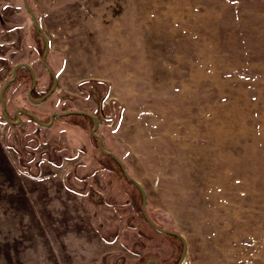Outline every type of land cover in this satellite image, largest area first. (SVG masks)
<instances>
[{
	"label": "rangeland",
	"instance_id": "374dc122",
	"mask_svg": "<svg viewBox=\"0 0 264 264\" xmlns=\"http://www.w3.org/2000/svg\"><path fill=\"white\" fill-rule=\"evenodd\" d=\"M28 3L58 84L33 102L18 68L8 116L95 114L145 213L184 236L181 264H264V0ZM42 51L22 0H0V86L26 61L39 97ZM19 114L0 103V264H177L182 241L145 219L92 121Z\"/></svg>",
	"mask_w": 264,
	"mask_h": 264
},
{
	"label": "water",
	"instance_id": "95a60500",
	"mask_svg": "<svg viewBox=\"0 0 264 264\" xmlns=\"http://www.w3.org/2000/svg\"><path fill=\"white\" fill-rule=\"evenodd\" d=\"M22 2H23V6H24L25 10L29 13V15L31 17V20H32V23L34 25L35 30L37 31V33L39 34V36L42 38V40L44 42V49H43L42 55H41V62L43 64V66L47 69L49 74L51 75L52 83H51V86L49 87V89L43 95H41L39 97H33L31 95V91H32V89L34 88V86L36 84V77H35V72H34L33 67L26 61H19V62L14 63L13 66H12L11 77L6 79L2 83V85L0 86V103H1V111H2L4 119L6 121H8L9 123H15V124L19 123L21 121V116H20L19 113L22 112V113H26L29 117L34 119L36 122H38V123H40L42 125L48 126L54 120V116H56V115L77 113V114L87 115L88 117H90L93 120V126L90 129V132H91V134L94 137H96L98 139V148H99V150L102 153L111 156L118 163V165L120 166V168H121L123 174L125 175V177L128 178L129 180H131L136 185V187L139 189V191L141 193V198H142L141 209H142V211L144 213L145 219L155 229H157L158 231H162V232H165V233H169V234L175 235L182 241L183 248H182L181 255H180L179 259H178V262H177V264H181L183 259H184V256H185V252H186V241H185L184 236L181 233L177 232V231H174L172 229H166V228H163V227L157 225L145 213L144 206H145V203H146V194H145L144 188L139 183V181H137L135 178H133L132 176H130L127 173V170H126V167H125L124 163L112 151H109V150L104 148L103 139L96 132V129H97L98 125H99V119L97 118V116L95 114H93L91 112H88V111H84V110H67V111H64V112L52 111L50 113V115H49V120L47 122H44L35 113L26 111L25 109L19 107V108H17L15 110L16 119H11L8 116L7 111H6V103H5V90H6L7 86L9 85V83H11L16 78V71H17L18 67H21V66L22 67H26L29 70V72H30L31 86L27 90V97L33 102L43 101L45 98H47L55 90L56 85H57L56 74L53 71V69L48 65V63L46 61V56H47L48 51H49V40H48L47 36L45 35V33L43 32L41 24H40L36 14H35V12L31 8V6L29 5L28 0H22ZM152 263L153 264H158L157 260H155V259H152ZM148 264H150V263H148Z\"/></svg>",
	"mask_w": 264,
	"mask_h": 264
},
{
	"label": "crops",
	"instance_id": "0c3cea01",
	"mask_svg": "<svg viewBox=\"0 0 264 264\" xmlns=\"http://www.w3.org/2000/svg\"><path fill=\"white\" fill-rule=\"evenodd\" d=\"M41 24V23H40ZM42 27V26H41ZM44 32V31H43ZM81 34H79L78 36H80ZM48 40H49V51L50 50H52V47H53V44H52V42H51V40L48 38ZM63 40H65L64 38H62V41ZM61 41V40H60ZM61 44V43H60ZM62 45H63V50H66V51H68L69 50V48H67V43H65V41L62 43ZM48 51V52H49ZM48 55V54H47ZM75 62V61H74ZM79 64H81V63H79ZM77 64L76 63H73V64H71V66H73L74 67V70H73V74L75 75V77H78L80 74H79V70H77L76 69V66ZM89 65V64H88ZM88 65H86V66H84V65H80L81 67L79 68V69H84V68H86V67H88ZM90 66L91 65H89V67L88 68H90ZM22 67V66H21ZM18 68H20V67H18ZM17 68V69H18ZM76 70L78 71V72H76ZM81 72V71H80ZM16 73H17V71H16ZM83 73H85V71L84 70H82V74ZM56 77H57V75H56ZM10 84V83H9ZM57 84H58V77H57ZM57 86V85H56Z\"/></svg>",
	"mask_w": 264,
	"mask_h": 264
},
{
	"label": "trees",
	"instance_id": "16d2710c",
	"mask_svg": "<svg viewBox=\"0 0 264 264\" xmlns=\"http://www.w3.org/2000/svg\"><path fill=\"white\" fill-rule=\"evenodd\" d=\"M40 37V36H39ZM42 44H43V42H42ZM26 68V67H25ZM27 69V68H26ZM51 79H52V77H51ZM49 89V88H48ZM48 89H46V90H44L41 94H40V96L41 95H43ZM33 91H34V88L32 89V92H31V95H33ZM50 96V95H49ZM48 96V97H49ZM6 103V102H5ZM75 114H77V113H75ZM79 115H82V116H85V117H87L90 121H92L93 122V120L90 118V117H88L87 115H83V114H79ZM57 116H60V115H56V116H54V118L55 117H57ZM125 176V175H124ZM142 210V209H141ZM142 213H143V211H142ZM143 216H144V213H143ZM169 234V233H168ZM172 235V234H171ZM175 236V235H174ZM177 237V236H176Z\"/></svg>",
	"mask_w": 264,
	"mask_h": 264
},
{
	"label": "flooded vegetation",
	"instance_id": "af4514ba",
	"mask_svg": "<svg viewBox=\"0 0 264 264\" xmlns=\"http://www.w3.org/2000/svg\"><path fill=\"white\" fill-rule=\"evenodd\" d=\"M34 26V25H33ZM34 30H35V28H34ZM35 33L39 36V34L37 33V31L35 30ZM41 38V37H40ZM41 40H42V38H41ZM42 42H43V40H42ZM42 46H43V49H44V42H43V44H42ZM35 48H36V46H35ZM36 49H38V48H36ZM32 92V91H31ZM20 113H22V112H20Z\"/></svg>",
	"mask_w": 264,
	"mask_h": 264
}]
</instances>
